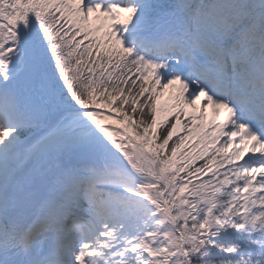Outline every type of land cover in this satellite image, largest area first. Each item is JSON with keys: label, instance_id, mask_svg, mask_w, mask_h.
I'll list each match as a JSON object with an SVG mask.
<instances>
[{"label": "snow or ice", "instance_id": "snow-or-ice-1", "mask_svg": "<svg viewBox=\"0 0 264 264\" xmlns=\"http://www.w3.org/2000/svg\"><path fill=\"white\" fill-rule=\"evenodd\" d=\"M0 264H264V0H0Z\"/></svg>", "mask_w": 264, "mask_h": 264}]
</instances>
